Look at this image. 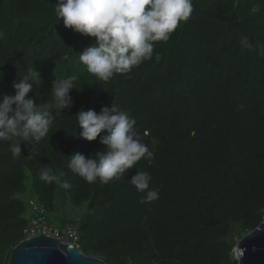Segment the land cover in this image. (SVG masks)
Wrapping results in <instances>:
<instances>
[{
    "label": "trees",
    "instance_id": "16d2710c",
    "mask_svg": "<svg viewBox=\"0 0 264 264\" xmlns=\"http://www.w3.org/2000/svg\"><path fill=\"white\" fill-rule=\"evenodd\" d=\"M55 2L0 0V96L14 94L13 81L32 67L39 80L28 98L37 106L54 103L56 79L75 75L78 90L61 115L53 109L46 137L21 143V155L0 141V264H9L37 215L29 201L46 217L62 194L86 206L82 219L65 227L77 230L87 257L105 264H237L235 240L264 221V56L240 45L242 36L264 43V0H192L191 16L167 41L154 42L150 60L106 82L79 61L95 39L65 28ZM113 103L136 120L154 158H142L119 179L89 183L68 167L70 156L104 146L99 137H79L75 114H99ZM45 168L70 187L42 180ZM136 171L151 174L158 199L141 202L145 194L130 181Z\"/></svg>",
    "mask_w": 264,
    "mask_h": 264
},
{
    "label": "clouds",
    "instance_id": "9594fccd",
    "mask_svg": "<svg viewBox=\"0 0 264 264\" xmlns=\"http://www.w3.org/2000/svg\"><path fill=\"white\" fill-rule=\"evenodd\" d=\"M55 5L56 16L65 28L95 39L93 45L79 53V61L88 73L105 82L116 73H126L150 60L154 42L167 41L193 11L192 0H56ZM240 45L264 56V43L254 45L247 36H242ZM38 80L39 73L32 67L13 81L14 94L0 96V141H9L16 156L21 155L22 142L30 138L38 142L48 135L55 118L53 109L56 115H61V110L71 106L69 93L76 89L77 76L56 79L51 89L54 103L42 106L28 98ZM75 117L79 137L87 141L99 137L104 146L103 151L94 154L70 156L68 167L87 182L99 179L108 183L119 179L142 158H154L135 129L136 120L119 105L103 107L99 114L81 108ZM40 178L60 183L63 188L70 187L68 181L61 182L50 168L43 169ZM151 179L147 171H136L130 176L131 184L145 194L141 202L159 198L158 191L149 187Z\"/></svg>",
    "mask_w": 264,
    "mask_h": 264
},
{
    "label": "water",
    "instance_id": "95a60500",
    "mask_svg": "<svg viewBox=\"0 0 264 264\" xmlns=\"http://www.w3.org/2000/svg\"><path fill=\"white\" fill-rule=\"evenodd\" d=\"M242 252L237 264H264V221L238 240ZM9 264H105L98 258L85 256L81 250L57 240L33 236L22 240L11 252Z\"/></svg>",
    "mask_w": 264,
    "mask_h": 264
},
{
    "label": "built area",
    "instance_id": "2783aa9c",
    "mask_svg": "<svg viewBox=\"0 0 264 264\" xmlns=\"http://www.w3.org/2000/svg\"><path fill=\"white\" fill-rule=\"evenodd\" d=\"M29 206L34 213L37 212V215L29 221L27 228L23 232L25 236L23 240L33 236L43 235L53 238L59 243L80 250V236L72 225L65 228H58L49 225L46 221L45 209L42 205H39L34 201H29ZM231 256L236 262L242 256V252L238 248L237 239L235 240V246L231 251Z\"/></svg>",
    "mask_w": 264,
    "mask_h": 264
},
{
    "label": "rangeland",
    "instance_id": "374dc122",
    "mask_svg": "<svg viewBox=\"0 0 264 264\" xmlns=\"http://www.w3.org/2000/svg\"><path fill=\"white\" fill-rule=\"evenodd\" d=\"M27 190L20 198L26 203L31 196V182H26ZM86 213V206H73L65 195L57 197L54 207L50 211H46V217L49 224L54 227L64 228L68 222H78ZM26 216L31 217L29 209L26 211Z\"/></svg>",
    "mask_w": 264,
    "mask_h": 264
}]
</instances>
